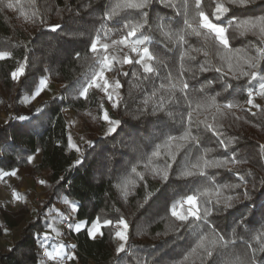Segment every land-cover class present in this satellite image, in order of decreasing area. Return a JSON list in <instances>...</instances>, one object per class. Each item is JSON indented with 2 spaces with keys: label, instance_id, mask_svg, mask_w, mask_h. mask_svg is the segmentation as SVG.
<instances>
[{
  "label": "snow or ice",
  "instance_id": "snow-or-ice-1",
  "mask_svg": "<svg viewBox=\"0 0 264 264\" xmlns=\"http://www.w3.org/2000/svg\"><path fill=\"white\" fill-rule=\"evenodd\" d=\"M154 5L168 9L166 17H158ZM14 6L9 2L6 9ZM39 6L43 9L39 14L41 31L29 45L33 49L30 55L39 60L35 56L39 45L53 62L75 64L82 55L91 53L92 66L98 70L76 91L87 96L95 86L116 110L113 116L107 110L103 112L102 143L113 148L119 144L124 151L103 153L93 180L107 179L111 190L112 181L122 170H129L123 168L118 156L127 152L133 160L147 159L150 164L152 158H161L163 148L167 149L162 166L149 168L150 176L137 173L135 166L130 169L140 181V211L131 227L135 230L142 223L160 226L162 230L155 232L158 242L146 246L149 251L145 254L128 243L130 225L123 216L105 220L104 224L115 223L119 228L115 236L121 243L115 247L114 264H187L194 253L199 255L200 264H264V177L257 182L253 173H243L239 168L264 155V145L259 146L258 153H245L238 139L222 131L229 113L240 107L241 100L249 105L246 112L252 117H257L253 109L259 110L264 125V108L254 102L256 96L264 97V0H74L65 5L63 23L51 25L45 19L46 0H40ZM32 19L36 21V16ZM248 35L256 39L246 40L244 47L237 48L236 40ZM117 46L135 56L124 54L117 61L109 53L110 47ZM210 51L220 56V63L209 59ZM170 52L176 55L170 56ZM201 52L203 59H198ZM12 55L11 51L0 52V60ZM114 64L131 67L121 72ZM108 70L125 81L110 83L104 75ZM22 73L21 66L12 78ZM46 84L45 80L39 82L36 96ZM42 113L37 110L35 115H20L18 119L23 123L12 125L13 132L42 124ZM86 143L91 149L87 155L72 145L80 153L75 159L76 171L100 142ZM11 146L6 137L0 139V149ZM4 163L0 159V165ZM8 175L15 172L0 171V178ZM154 183L164 187L184 184L192 194L178 205L169 200L162 203L158 198L161 191L153 195ZM123 199L128 202L127 192ZM79 207L72 203L71 211ZM177 207L184 210L177 211ZM68 219L67 215L60 217L61 223ZM54 223L45 215L43 228L33 236V245H38L41 254L25 264H67L77 258L76 244L48 249L50 237L44 229L60 235ZM100 225L99 219L90 223L84 232L88 240L104 235ZM81 227V223L75 224V231L79 233Z\"/></svg>",
  "mask_w": 264,
  "mask_h": 264
},
{
  "label": "trees",
  "instance_id": "trees-1",
  "mask_svg": "<svg viewBox=\"0 0 264 264\" xmlns=\"http://www.w3.org/2000/svg\"><path fill=\"white\" fill-rule=\"evenodd\" d=\"M12 2L15 6L12 9H6L7 3ZM83 2V0H81ZM123 2V0H117ZM178 3L179 0H173ZM48 5V13L45 16L47 24L63 23L67 16L65 10L66 4H73L74 0H46ZM40 0H0V52L11 51L12 57L0 60V103L6 104L7 108L14 115L5 123H0V139L6 137V142L11 147L6 150L0 149V159L5 163L0 165V171H16L19 168H32L33 172L48 171L51 173V181L55 184L53 191L46 196V202L41 210H37V216L34 220H30L24 229L15 236L12 232L13 227L17 225L15 222H10L3 207L0 206V235L7 238L6 247L0 254V264H25L30 262L31 257L39 256L41 251L38 245H33V236L41 231L45 223V215L49 221L52 218H57L53 213L47 212L49 204H53L57 199H67L68 205L76 203L80 205L75 212L76 222H85L86 227L77 233L74 227L70 230L69 236L74 244L77 245L75 255L77 259L70 264H114L116 258L115 247L118 246L116 241L115 223L113 225L104 224L105 220H113L118 216L129 222L128 243L135 248L143 249L146 254L149 251L148 245H155L158 240L155 237V232L162 230L156 224H138L133 230L131 225L135 223L136 217L140 209L137 206V193L140 187V181L136 173L131 172V167L137 168V173L151 175L149 168L161 167V159L167 151L163 148L161 158H152L151 163L147 159L137 158L133 160L127 152L117 158L121 160L123 168L129 170L125 173L123 170L119 174L118 179L112 181L113 188L109 190L107 179L103 182L94 181L93 174L96 172L104 155H111L113 152L124 151L119 144L113 148L111 144H104L105 139L102 131L103 112L108 111L109 116L116 113L115 109L110 107V101L106 95L100 93V89L89 90L87 96H80L76 89H79L81 84H86L89 77L98 69L93 68L94 61L91 58V53L82 55V58L75 64H70L64 60L53 62L46 57L43 49L37 45L35 47V56L39 57L36 60L30 53L33 49L29 47L31 41L41 31ZM157 10L158 17H166L168 9L160 5H154ZM36 16V21L32 19ZM107 28V25L105 26ZM99 28V24H97ZM112 31H117L113 28ZM231 31V30H229ZM113 39H119V36H113ZM39 39V37H38ZM256 37L248 35L240 37L236 40L235 46L242 48L245 46L246 40H255ZM103 42V41H102ZM163 48V46H160ZM113 48V47H110ZM210 48V45H209ZM152 51V46H150ZM128 51L119 53L115 56L116 60L122 58V54ZM130 53V52H129ZM170 56H175V52H170ZM198 59H203V53L198 54ZM209 59L214 64L220 63V56L213 55L210 51ZM23 67V73L12 78V73L19 67ZM114 67H119L121 72L128 71L130 65L114 64ZM113 80L120 79L123 83L126 78L117 76L111 71ZM46 77H50L54 82L51 87V97L39 101L36 105L31 100L36 88L39 87V82ZM112 80V81H113ZM159 84V81L157 82ZM127 87V85H126ZM123 94L124 90H120ZM255 103L264 108V97L256 96ZM249 105H245L243 100L240 101V107L233 108L225 120V127L222 131L229 138H236L239 143L244 146L245 153L259 152V146L264 145V125L260 123V112L258 109H253L257 112V117H252L246 112ZM64 109H72L81 119V126L84 129L80 142L73 137L67 115ZM37 110H41L40 121L42 124H37L33 129L21 130L17 128L13 132L12 125L23 123L18 117L20 115H35ZM70 138V139H69ZM87 141H92L97 144L93 155H89L83 166L79 170H75V159L80 156V153L75 151L72 145H76L87 155L89 149ZM41 153L39 163H32V157ZM31 157V159H29ZM145 165H148L146 168ZM264 155L258 158L250 159L249 163L240 165L241 172L253 173V177L259 181L264 177ZM230 176V173H225ZM253 177H248L253 179ZM6 179V177H4ZM223 179V177H221ZM67 181V183H65ZM234 182V181H230ZM164 186L153 184V195L158 193L159 200L170 203H176L186 198V195L192 194L187 189V185L173 183ZM175 189L174 191L171 189ZM147 189V190H153ZM128 193V202H124V193ZM187 207V205H185ZM119 209V212L116 211ZM177 207V211H183ZM44 213L45 215H41ZM99 219L103 236L98 237L95 241H90L84 235L90 223ZM57 230V222L53 224ZM50 239L48 241V249L59 244L66 246L68 243H62L59 236L51 229H44ZM50 250V249H49ZM187 264H200L199 255L194 253Z\"/></svg>",
  "mask_w": 264,
  "mask_h": 264
},
{
  "label": "rangeland",
  "instance_id": "rangeland-1",
  "mask_svg": "<svg viewBox=\"0 0 264 264\" xmlns=\"http://www.w3.org/2000/svg\"><path fill=\"white\" fill-rule=\"evenodd\" d=\"M121 46H117L116 48H109V53H114V55H121L119 53L120 50H118ZM128 51L127 55L129 56H135V53L130 52L127 48H124L121 52ZM130 52V53H129ZM124 55V54H122ZM105 78L109 80L111 83L113 78L111 75L110 70L105 72ZM47 81L46 86L41 90V94L39 96H36L35 93L31 97V100L34 104H38L39 101L48 99L51 96L52 90L51 87L54 86V82L50 77H46L44 79ZM99 88L93 86L89 90H94ZM88 90V91H89ZM100 93L102 95H106L104 92L100 90ZM245 104V103H244ZM247 105V104H245ZM65 114L67 115L69 125L73 134V137L76 141L80 142L82 139V135L84 133V127L81 126V119L79 116L75 114L72 109H64ZM11 115H14L13 112L7 108L6 104L0 103V123L7 122ZM103 120V118H102ZM41 160V153L38 152L35 154L31 162L32 163H39ZM15 175H8L6 176V181L9 183L10 188L14 191V194L17 197V200H19V205L15 203V206L12 207L9 203L7 195L0 191V206L3 207V209L6 212V215H8L10 222H15L17 225L13 227V234L15 236H18L19 233L24 229V227L27 225V223L30 220H34L35 216H37L36 211L41 210L43 208L44 202H46V196L53 191L54 183L51 181V173L48 171H43L36 173L33 172L32 168L29 169H23L19 168L18 170L14 171ZM35 175L39 176V183L37 180H35ZM71 206L64 202V200L61 198L57 199L55 203L49 204L47 212L53 213L57 218H52L55 222H57V231L60 233L59 238L61 239L62 243H68V245L74 244L69 236L70 230L74 227L75 224L81 223L82 227L81 229L86 227L85 222H76L75 221V212L71 211ZM67 215L69 219L66 222L61 223L60 217ZM71 225V227H69ZM116 229L119 230V228L116 226ZM100 232H102V228L100 225ZM101 237L100 234H97L96 238ZM116 237V236H115ZM7 238L3 235H0V254L4 251V248L6 247ZM117 243H121L119 239L116 237ZM56 246H53L52 248H49L50 251L53 250ZM77 257V256H76ZM77 259V258H76ZM75 259V260H76ZM74 260H69L67 264H70ZM50 264H56L55 261H51ZM92 264V263H91Z\"/></svg>",
  "mask_w": 264,
  "mask_h": 264
},
{
  "label": "built area",
  "instance_id": "built-area-1",
  "mask_svg": "<svg viewBox=\"0 0 264 264\" xmlns=\"http://www.w3.org/2000/svg\"><path fill=\"white\" fill-rule=\"evenodd\" d=\"M45 171H43L42 173H44ZM35 180H37L38 182L36 183H39V176L38 175H35ZM0 191H3L7 197H8V200H9V203L12 207L15 206V203H17V205H19V200H17V197L16 195L14 194V191L10 188V185L9 183L5 180V178H0Z\"/></svg>",
  "mask_w": 264,
  "mask_h": 264
}]
</instances>
